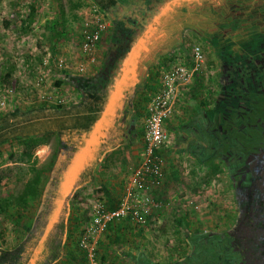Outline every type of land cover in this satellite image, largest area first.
Here are the masks:
<instances>
[{
    "label": "trees",
    "instance_id": "trees-1",
    "mask_svg": "<svg viewBox=\"0 0 264 264\" xmlns=\"http://www.w3.org/2000/svg\"><path fill=\"white\" fill-rule=\"evenodd\" d=\"M93 1L107 11L117 34L128 39L127 45L133 44L132 39L147 37L140 62L150 60L161 50L178 47L183 27L188 25L198 37L216 47L223 77L215 107L210 111L196 109L190 121L180 128L176 145L179 152L193 155L209 168L216 165L217 159L222 161L233 182L237 218L228 232L201 231L189 235L191 254L173 264H264V0ZM105 3L110 4L103 7ZM115 43L114 51L119 54L125 41L119 39ZM116 70L107 71L106 77L113 78ZM134 74L140 84L147 72L135 71ZM75 80L72 77L71 84L75 85ZM89 80L82 88L91 100L99 86L94 83L95 79ZM130 85L133 88L138 84L131 81L122 86L117 94V111L109 110L115 115L104 112L101 116L98 139L92 136L91 140L87 136L92 126L74 118L76 106L68 117L49 120L53 126L40 131H36L41 124L39 120L27 122L33 113H43L39 109L29 114L16 111L0 118V142L12 137L32 144L40 132H53L63 137L58 165L51 176H46V168L38 171L32 167L35 175L16 201H0V213L6 212L9 206L26 207L29 199L38 194L43 179L48 178L33 225L27 227L26 237L17 247L0 249V264H56L62 259L71 235L73 203L70 197L90 174L92 162L99 154L96 146L100 147L101 141L130 145L139 137ZM66 111L71 112V109L60 112ZM63 123H66L64 128L61 127ZM90 140L92 150L85 155ZM41 144L44 142L36 146ZM21 157L31 161L32 154L23 152ZM126 253L138 264H158L149 261L140 250Z\"/></svg>",
    "mask_w": 264,
    "mask_h": 264
},
{
    "label": "rangeland",
    "instance_id": "rangeland-1",
    "mask_svg": "<svg viewBox=\"0 0 264 264\" xmlns=\"http://www.w3.org/2000/svg\"><path fill=\"white\" fill-rule=\"evenodd\" d=\"M109 4L105 3L103 7ZM87 21L92 26L96 21L106 25L93 62L81 49ZM119 39L125 41V46H122V51L117 54L114 46ZM127 40L117 34L112 18L93 0H0V100L6 102L0 118L16 111L29 114L39 109L43 113H33L27 122L39 120L41 124L37 125L36 131L52 127L49 120L68 117L73 112V106L81 103L84 97L82 86L87 83L88 78L95 79L94 83L99 86L97 98L103 94H111L105 113L114 116L115 114L109 113L110 106L116 103L122 86L131 81L136 82V88L139 87L137 91L135 88L134 103L139 137L132 146L125 147V156L119 154L114 157L122 164L123 173L126 174L140 164L142 130L149 105L166 84H173L177 88V97L172 114L165 121L169 142L161 150L165 159L166 177L168 176L160 191L161 199L168 205L162 212V219H168L167 225L174 226V222H181L180 219L185 220L188 217V220H192V211L201 217L198 219L202 230L228 232L237 218V205L233 182L225 165L217 159L216 165L209 168L200 164L193 155L179 152L176 146L180 128L190 121L194 111L199 108L210 111L215 107L223 77L222 62L216 47L207 39L198 37L188 25L183 27L178 47L161 50L152 55L150 60L140 62L139 59L147 45V37L132 39L133 44L130 42L128 45ZM196 49H200L202 63L197 62ZM81 62L87 67L83 73L76 69ZM195 67L198 70H195ZM112 68L117 69V74L113 78L106 77V72ZM135 71L147 72L143 83L136 81ZM72 77L76 79L75 85L70 82ZM56 106L63 109L52 108ZM65 109H71V112H60ZM43 121L47 122L42 123ZM66 123L61 124V127L64 128ZM55 127L60 128L58 121H55ZM41 133H37L40 136L36 137L32 144L25 139H5L0 144V166L12 159L10 157H13V162L21 161L20 154L27 152L32 154L29 163L45 164L49 169L46 175L49 178L55 165H58L63 137L53 132L42 135ZM40 142L44 144L36 146ZM44 145L46 147L41 148ZM15 167L17 166L0 170V177L4 179L6 187L5 191L0 189V197H3L5 192L6 195L14 197L22 191L24 176L16 171ZM74 201L71 208L74 215H78ZM196 206L198 208H195ZM28 208L31 209L22 211L15 208L10 217L0 218V249H14L26 237L27 227H31L35 220L32 213L34 205ZM185 213L189 214L186 216ZM81 230V226L74 231L70 229L72 232L68 240H75L76 246V239L78 240ZM162 231L164 236H167L166 227ZM168 231L172 232L170 228ZM168 236L174 239L173 243H178L183 238L173 232ZM164 242L163 246L169 248V239H164ZM172 249H169L168 253H171ZM189 252L190 249L186 248L182 255H189ZM100 253L98 247L97 262L102 261ZM84 257L89 263L86 254Z\"/></svg>",
    "mask_w": 264,
    "mask_h": 264
},
{
    "label": "crops",
    "instance_id": "crops-1",
    "mask_svg": "<svg viewBox=\"0 0 264 264\" xmlns=\"http://www.w3.org/2000/svg\"><path fill=\"white\" fill-rule=\"evenodd\" d=\"M139 86H137L138 88ZM130 92H132V103L134 108L135 106V88L130 85ZM136 88V91H137ZM83 91V99L81 103L78 105H75L76 111H75V117L74 118H80L83 120V123H86L90 126H92V129L90 132H88L87 136L91 138L94 136L97 137L98 130L97 127L100 125H97L100 120L101 116L104 114L106 109L108 108V105L110 104V96L111 94H103L99 98H97V92L94 93V99L90 100V98H87L88 96L85 95L86 90L82 88ZM98 102H97V101ZM116 104V103H115ZM115 104L110 106L111 109L115 111ZM136 110V109H135ZM83 115H80V113ZM137 112V110H136ZM135 112V114H137ZM83 117V118H81ZM137 117V116H136ZM99 119V120H98ZM96 123V124H95ZM143 133V130H142ZM143 138V135H142ZM98 139V138H96ZM88 142L87 150L85 151V155L88 154L89 150H92V146ZM143 141V139H142ZM135 142V141H134ZM133 143L130 145L120 144L118 141L116 142V145L109 144L107 142L101 141L100 147L96 146L95 149H98L99 154L97 155L96 161L92 162L90 174L87 175V177L84 179V182L81 183V185L73 191L74 193L71 195V201H74L77 206V214L74 215V211L70 213V226L69 228L73 231L78 229L80 226L83 227L86 222L89 220V216L92 210L93 205L98 202L102 201L104 202L109 208L115 209L118 207V205L121 202V199L124 196V189H125V183L129 176L132 173V169L129 170L128 173H123V167L121 166V163L117 162V159L114 157H118L119 154L124 153L125 147L132 146ZM3 142H0V144ZM136 143V142H135ZM177 144V143H176ZM97 145V144H96ZM177 146V145H176ZM46 147L41 146V148ZM44 152V151H43ZM47 154V153H46ZM21 155V154H20ZM125 156V155H123ZM141 159V157H140ZM14 159L7 160L3 165L0 166V170L3 168H11L13 166H17L14 169L16 171H19L22 176H24L25 184L23 186L22 191L19 195H21L25 188L30 181V179L35 175L34 172H32V167L36 168L38 171L43 170L45 167L44 163H41V165L31 164L28 160H23L21 157V161H15ZM5 169V170H9ZM49 171V169H48ZM47 171V174H48ZM125 174V175H124ZM47 177L43 179V183L39 188L38 194L35 198L29 199V205L26 207L21 206H9L7 208L6 212L0 213V218H8L12 215L13 209L20 208L22 211L29 209L28 207H31L34 205L35 208H32V213L34 216L37 215V213L40 210L43 196H44V187H45V181ZM168 179V176L166 177V180ZM2 176L0 177V189L6 190L5 187V181ZM48 180V179H47ZM165 180V182H166ZM3 192V191H2ZM11 192V191H7ZM5 195L3 197H0V201L8 202V201H16L17 196H10ZM191 195V193H189ZM36 203V205H35ZM80 206V207H79ZM82 206V207H81ZM167 207L158 210L154 212L152 215L150 224L145 227H139L135 226L133 224L127 223V222H121V223H115L111 225V227L104 233L101 240L99 241V251L101 252V260L98 261V264H138L136 261L131 259L127 255V251H131L132 249H137L142 252V254L149 260L154 263L158 264H173L177 261H182L186 259L187 256L191 254V245L188 241V236L191 234H196L201 231H208V229H203L200 223V220L198 219L200 216H196L194 212L191 211L190 218L192 220L186 219H180L177 223L174 222V226L167 225L168 219L165 221L162 219L164 218V215L162 212ZM195 208H198L196 206ZM31 209V208H30ZM29 209V210H30ZM82 210V211H81ZM184 212V211H182ZM189 213H185L187 216ZM33 216V217H34ZM14 217V216H12ZM201 218V217H200ZM236 221V218H235ZM187 222V223H186ZM164 224V226H162ZM181 224L183 227H181ZM187 224V225H186ZM189 224V225H188ZM235 222L233 223V225ZM166 227L167 236H164L162 229ZM155 228V229H154ZM171 229L174 234L182 235L183 238L179 240V242H174L171 237L168 235H171L172 232L168 231V229ZM232 228V227H231ZM72 232V231H71ZM220 232V231H218ZM225 232V231H224ZM156 234V235H155ZM164 239L168 240L170 244L168 245L169 248H165L163 244H165ZM172 239V240H171ZM77 241V239H76ZM180 246V247H179ZM183 246V247H181ZM174 248V249H172ZM190 249L189 255L183 256L182 253L185 252V250ZM172 249L171 253H168V250ZM78 251V252H77ZM166 251V252H165ZM79 254L77 255L76 254ZM85 254L83 251H81L78 247V241L77 246L75 244V240L72 238L68 240L64 246V252L63 257L60 261H58L56 264H91L88 263L85 259ZM180 255V256H179Z\"/></svg>",
    "mask_w": 264,
    "mask_h": 264
},
{
    "label": "built area",
    "instance_id": "built-area-1",
    "mask_svg": "<svg viewBox=\"0 0 264 264\" xmlns=\"http://www.w3.org/2000/svg\"><path fill=\"white\" fill-rule=\"evenodd\" d=\"M82 52L94 61L97 46L106 25L96 21L92 26L85 23ZM197 62H203L200 49H196ZM83 73L87 70L84 63L76 68ZM195 70H198L195 67ZM14 91V90H11ZM177 88L166 84L161 93L153 99L148 108V116L143 127V148L140 164L132 170L125 183L124 196L116 209H110L104 202H96L91 210L88 222L83 225L78 236V247L91 264H98L96 250L104 233L115 223L127 222L139 227L150 224L154 212L168 205L161 199L160 191L166 180L165 159L162 148L169 142L165 121L172 114L177 97ZM12 93V92H11ZM6 102L0 100V115L4 112Z\"/></svg>",
    "mask_w": 264,
    "mask_h": 264
},
{
    "label": "flooded vegetation",
    "instance_id": "flooded-vegetation-1",
    "mask_svg": "<svg viewBox=\"0 0 264 264\" xmlns=\"http://www.w3.org/2000/svg\"><path fill=\"white\" fill-rule=\"evenodd\" d=\"M236 197V196H235ZM235 200H236V198H235Z\"/></svg>",
    "mask_w": 264,
    "mask_h": 264
}]
</instances>
